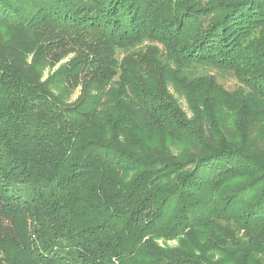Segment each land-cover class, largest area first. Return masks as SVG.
<instances>
[{
	"label": "trees",
	"instance_id": "obj_1",
	"mask_svg": "<svg viewBox=\"0 0 264 264\" xmlns=\"http://www.w3.org/2000/svg\"><path fill=\"white\" fill-rule=\"evenodd\" d=\"M0 264H264V0H0Z\"/></svg>",
	"mask_w": 264,
	"mask_h": 264
},
{
	"label": "rangeland",
	"instance_id": "obj_2",
	"mask_svg": "<svg viewBox=\"0 0 264 264\" xmlns=\"http://www.w3.org/2000/svg\"><path fill=\"white\" fill-rule=\"evenodd\" d=\"M214 72H215V70H214ZM221 79V78H220ZM227 86H229V87H234L235 85H236V83H237V81H236V79H234L231 75H229V74H226L224 77H223V79H221ZM78 94V91H77V93L74 95V98L76 97V95ZM183 106L185 107V108H187L186 107V103L183 101ZM177 243V241H170L169 242V244H171V245H174V244H176Z\"/></svg>",
	"mask_w": 264,
	"mask_h": 264
}]
</instances>
